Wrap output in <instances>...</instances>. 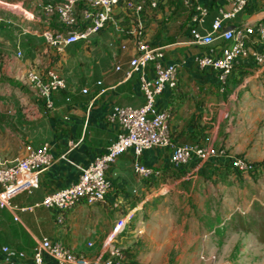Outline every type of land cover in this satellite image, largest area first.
<instances>
[{
    "label": "crops",
    "instance_id": "1",
    "mask_svg": "<svg viewBox=\"0 0 264 264\" xmlns=\"http://www.w3.org/2000/svg\"><path fill=\"white\" fill-rule=\"evenodd\" d=\"M50 1L54 0H0V12L19 7L27 19L10 14V22L0 24V65L4 67L0 77L5 75L0 82V162L11 163L22 157L26 144H47L55 159L50 168L34 177L30 190H23L12 199L11 206L0 210V245L25 253L10 262L0 253V264H32L34 249L45 238L95 256L111 237L124 240L130 233L128 224L135 218L143 225L142 218L151 215L161 187H194L206 169L208 173L215 172L214 178L220 181L239 183L246 177L226 169L222 159L216 157L207 161L195 157L188 164L175 167L170 162V148L156 147L139 156L141 163L154 172L150 178H143L135 171L137 156L130 149L107 171L112 189L105 203L82 202L67 211L62 220L57 210L43 206L29 215H19L21 208L76 182L84 168L116 140L120 126L108 119L114 106L139 107L144 103L140 77H154L153 64L125 79L136 54L134 35L139 27L151 45L164 47L166 63L178 64V87H165L157 96V106L168 113L173 143L227 146L230 135L221 124L260 107L264 101V64L252 58L241 60L225 84L217 71L198 66L197 57L210 51L190 34L193 5L187 0H158L155 8L150 6V0H120L107 28L93 41L91 38L87 43L71 44L62 52L49 46L41 35L23 31L25 22L30 20L38 18L40 25L45 17L41 5ZM128 1L143 4L144 10L139 14L128 7ZM194 3L209 7L205 22L198 26L204 34L212 31L221 9L233 6L232 0ZM263 22L264 0H249L246 8L226 24L240 27ZM252 38L251 48L262 49L256 37ZM222 47L218 44L214 54L220 56ZM118 65L121 70L116 69ZM32 69H55L66 79L67 88L51 94L56 110L47 108L38 89L25 79ZM84 89L88 92L84 93ZM13 220L21 226L8 229L6 223L11 225ZM120 221L124 227L115 235ZM47 264H54L49 256Z\"/></svg>",
    "mask_w": 264,
    "mask_h": 264
},
{
    "label": "built area",
    "instance_id": "2",
    "mask_svg": "<svg viewBox=\"0 0 264 264\" xmlns=\"http://www.w3.org/2000/svg\"><path fill=\"white\" fill-rule=\"evenodd\" d=\"M193 5L190 17V34L193 40L209 48L210 53L197 57L196 61L201 69L217 71L219 80L225 84L235 66L243 59L252 58L258 64H264V22L256 26H227L226 21L234 19L242 12L249 0H232L233 6L221 9L220 16L212 23V31L204 34L199 25L205 22L209 15V7L194 3L196 0H187ZM120 0H54L41 5L45 17L37 25L36 20L25 22L24 33L41 35L46 43L62 52L66 47L77 42L87 43L94 35L100 34L112 19L115 7ZM194 3V4H192ZM129 8L139 14L144 5L128 1ZM150 6H158V0H150ZM19 16L21 8H9L6 13L0 12V24L9 23L10 16ZM27 20V19H26ZM25 20V21H26ZM142 27L134 35L136 54L129 63L125 79H129L136 72H140L149 64H153L155 75L150 78L145 74L140 77V86L144 94V103L139 107L116 105L112 108L108 119L120 126L117 138L104 152L82 171L79 179L69 186L60 188L44 197L38 203L21 208L23 211H34L38 207H47L60 213V220L64 214L78 204L85 202L93 205L105 203L112 189V181L107 171L117 158L132 149L137 159L135 171L143 178H150L154 172L141 163L139 156L146 150L156 147H169L171 150L170 162L175 167L188 164L193 158L207 161L211 158L230 156L226 149L215 146L180 145L173 143L170 135L169 116L157 106V96L165 87L176 89L179 84L178 64L165 62L164 47L153 46L145 38ZM261 45L262 49H252V37ZM218 44H222L221 55L214 54ZM121 70V66L116 67ZM25 79L34 85L45 99V105L56 110L51 99L53 91H63L67 88L66 79L55 69L45 71L32 69L27 72ZM98 84H102L99 81ZM88 90L84 89V93ZM72 141V145H75ZM233 164L240 170H249L251 165L243 157L233 158ZM55 159L49 151V146L43 144L35 147L26 144L24 155L11 163L0 162V210L11 206L12 199L23 190H30L34 186V177L45 169L50 168ZM18 220V217H15ZM124 222L117 223L115 235L122 230ZM93 246L92 242L88 243ZM0 253L5 255L9 262L14 257H24L25 253L0 245ZM47 256L53 259L54 264H133L127 251L114 236L104 245L98 256H89L84 252L75 251L61 241L45 238L38 241L32 264H47Z\"/></svg>",
    "mask_w": 264,
    "mask_h": 264
},
{
    "label": "rangeland",
    "instance_id": "3",
    "mask_svg": "<svg viewBox=\"0 0 264 264\" xmlns=\"http://www.w3.org/2000/svg\"><path fill=\"white\" fill-rule=\"evenodd\" d=\"M221 127L230 141L218 148L226 149L229 158L264 162V101ZM208 171L199 175L194 187H161L143 225L136 218L128 224L129 235L116 241L133 264H264V243L255 233L264 226V172L256 177L245 174L238 183L220 181ZM11 223H6L8 229L21 226Z\"/></svg>",
    "mask_w": 264,
    "mask_h": 264
},
{
    "label": "trees",
    "instance_id": "4",
    "mask_svg": "<svg viewBox=\"0 0 264 264\" xmlns=\"http://www.w3.org/2000/svg\"><path fill=\"white\" fill-rule=\"evenodd\" d=\"M222 159L220 162L226 169H233L238 176L243 177L245 174H249L251 177H256L264 172V162H251L248 161L249 164L251 165V168L249 170H240L236 168L233 164V159L232 158H219ZM257 238L259 239L260 242L264 243V226L258 230L255 231Z\"/></svg>",
    "mask_w": 264,
    "mask_h": 264
}]
</instances>
